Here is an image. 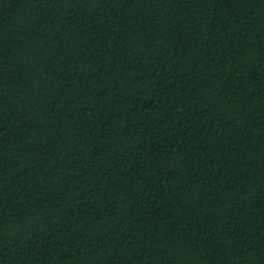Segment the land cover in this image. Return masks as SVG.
<instances>
[{
    "label": "trees",
    "instance_id": "16d2710c",
    "mask_svg": "<svg viewBox=\"0 0 264 264\" xmlns=\"http://www.w3.org/2000/svg\"><path fill=\"white\" fill-rule=\"evenodd\" d=\"M0 264H264V0H0Z\"/></svg>",
    "mask_w": 264,
    "mask_h": 264
}]
</instances>
